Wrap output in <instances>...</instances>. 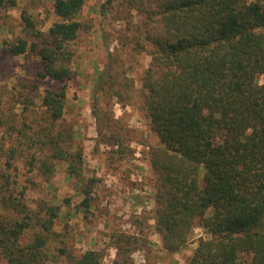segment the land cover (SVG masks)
Masks as SVG:
<instances>
[{
    "label": "trees",
    "instance_id": "16d2710c",
    "mask_svg": "<svg viewBox=\"0 0 264 264\" xmlns=\"http://www.w3.org/2000/svg\"><path fill=\"white\" fill-rule=\"evenodd\" d=\"M85 1L54 0L57 20L42 41H5L3 53L18 56L29 49L43 63L38 78L69 79L70 45L81 29L77 16ZM17 4L0 0V8ZM120 4L144 16L145 39L153 45L139 95L159 140L150 148L149 163L156 175L153 220L162 248L179 252L199 226L211 237L198 242L186 264H264V0ZM21 18L25 29L34 28L25 12ZM65 100L64 85L45 90L42 106L51 122L62 118ZM38 169L54 173L46 161ZM76 172L70 166L69 174ZM43 208L48 214L43 227L50 232L59 208ZM28 225L0 222V248L8 264H42L44 239L20 244ZM124 240L131 255L135 248ZM97 262L98 254L88 251L72 264Z\"/></svg>",
    "mask_w": 264,
    "mask_h": 264
},
{
    "label": "rangeland",
    "instance_id": "374dc122",
    "mask_svg": "<svg viewBox=\"0 0 264 264\" xmlns=\"http://www.w3.org/2000/svg\"><path fill=\"white\" fill-rule=\"evenodd\" d=\"M120 2L85 1L70 45L72 74L64 81L38 78L43 63L29 49L18 56L2 51L5 41L18 38L40 43L57 20L54 0L0 8V222L29 224L20 244L44 239L42 264H72L88 251L98 254L97 264H186L198 242L211 237L194 226L188 245L167 254L155 232L149 151L159 140L139 95L153 45L145 39L144 16ZM63 85V116L53 123L42 97ZM42 161L54 166L53 174L39 171ZM43 207L59 208L50 232ZM126 238L135 248L131 255ZM0 264H8L1 248Z\"/></svg>",
    "mask_w": 264,
    "mask_h": 264
}]
</instances>
